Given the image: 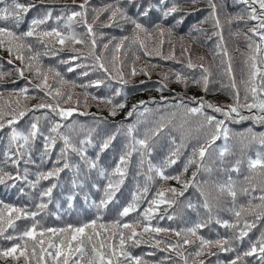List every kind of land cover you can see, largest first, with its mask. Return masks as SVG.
Returning <instances> with one entry per match:
<instances>
[{
	"label": "trees",
	"instance_id": "trees-1",
	"mask_svg": "<svg viewBox=\"0 0 264 264\" xmlns=\"http://www.w3.org/2000/svg\"><path fill=\"white\" fill-rule=\"evenodd\" d=\"M19 2L27 3L28 0H19ZM216 2L219 6L217 15L221 22L222 35L225 38L229 37L228 42L230 44L227 47H225L226 45L223 42L222 47H217L219 39L213 35L214 26H209L208 21L211 18L207 0H198L195 5L190 3V0H169V6L174 3L181 10L163 21L161 20V12L156 7L157 0H139L138 5H121L127 8L129 15L137 18L153 32L150 38L143 33L140 34V38L145 40L149 50L159 48L162 56H168L170 52L174 55L173 59H163L161 55H145L139 44H131L133 26L130 23H125L121 20L118 24H113L110 27L105 26L111 23L108 20V12H102L99 15V20L94 21L96 13L92 9L101 10L108 5H115L116 0H89L87 19L89 23L93 24V29L96 32L95 56L101 58V61L109 69L111 76H116L115 69L120 68L124 79L128 80L127 84H122L118 78L112 79L111 76L98 68L94 57L88 55L91 41L79 17L73 20L70 29L64 28L68 15L72 11H80L77 5L83 3V0H44L43 3H41V0H34L35 7L30 8L24 14L18 27H15L11 20L5 24V26L13 28L18 33L24 32L29 30L33 19L43 18L50 11L52 17L45 25L41 26L42 29L51 30L52 28H58L65 34L68 31H75L80 38L86 41L85 44L72 45L69 43L67 46H61L58 43H54V38H47L53 41V47L48 48L44 43H39L35 37L27 38L26 42L32 44L33 51L22 50V54L25 57L23 62L15 59V55H10L6 46H0V65L3 66L0 71L11 73L0 83V93H3V97L0 98V106L4 107L5 111L8 110L9 103L12 108L17 107L15 103L17 96L9 94L18 93L23 88L28 89L27 95L30 98L25 100L20 97L21 106L31 107L41 102H59L60 106L64 108L71 102L75 104L76 101L80 102L79 105L76 104L79 108L78 112L66 120H62L48 109L29 112L15 125L18 130L26 132L34 118L39 117V126L46 134L51 122L59 121L64 125L60 131L70 136L72 142L77 144V146H80L79 141L88 136L89 133H91L93 143L96 145L103 137L117 133L111 146L103 152H100L98 146H87L89 158L95 159L99 156L98 168H104L109 173L115 168L119 157L128 150L127 146L131 141V137L127 135L128 125H133L134 131L132 135L137 139L150 137V153L144 154L143 157L139 153L132 155L123 183L120 184L107 207L100 210L93 206L92 201L98 203L103 197V188L106 186L107 180L98 175V169L88 171L87 166L81 161L80 157L75 153L69 152L68 162L73 165L79 164L80 173L75 174L72 169H66L60 174L58 181H55L58 186L53 190L51 202L48 203V207L45 210L35 217V221L39 222L37 225L38 231L41 228L48 227L62 228L68 224L80 226L96 219L98 216L102 218L97 221L98 223L108 224L117 219H122V222H134L139 219L146 223L147 221H144L142 214L144 209L148 207V202L155 198L156 192L160 188L180 189L182 187L175 180L161 181L155 170L162 166L178 148L179 154L176 163L168 166L165 174L181 175L183 180L193 181V173H197L195 181L185 191L183 196L173 197L171 193L165 194L167 199L174 198L176 202L171 206L167 204L159 205L158 209L152 214V226L179 230L191 227L196 222L208 220L209 213L203 206L204 196L201 195L203 191L212 205V216L214 219L208 223L207 227L201 229L199 234L213 240L224 238L231 236L233 234L232 230L225 229L220 224L215 223L216 218L221 221L230 220L234 222L235 217L230 209H238L240 206L249 209L251 206L261 204L260 197L264 196V186L261 182L264 177V169L260 166L250 168L249 161L258 157L264 158V147L261 143H255L253 140H245L240 137V134L235 129L239 121L241 122L238 117L225 120L224 126L228 129L227 139L225 140L221 136L206 154L204 164L210 170L201 169L197 172V164H190L187 165V171H184L187 161L192 157L193 149L198 148L207 139V136L204 133V127H201L203 117L187 114L185 108L181 105V101L188 107H198V103H194L189 98L196 97L199 100L202 98L199 95L202 94L211 101H224L234 104L236 93V90L232 87L234 75H241L242 69L245 72L252 71L251 64L253 62L246 61V52L240 48L239 44L242 40L254 45L260 43V37L250 31L255 26L256 21L249 19L248 9L244 4L237 3L236 0H216ZM7 3L11 4V0H7ZM148 5L153 6L149 16L140 15ZM4 6L5 4H0V8ZM256 7L258 8V5ZM241 16H243V19H239ZM58 17L60 18L59 20H57ZM206 17H208L207 22L201 23ZM229 17L232 19L230 24L227 22ZM161 22L165 27L173 29L171 35L166 33L161 37L154 31V25ZM194 28H200L203 31L197 32L193 30ZM181 36L184 37L182 40L184 45L190 46L189 49L169 44V39H179ZM124 37H129L130 39L124 40V46L117 51L115 45L123 40ZM160 40L164 41L163 45L159 44ZM105 44H108L107 49L104 48ZM71 47H75L85 55L73 60L72 57L77 55V53L72 52L70 50ZM62 48L63 50H61ZM185 48L188 50L187 52L183 51ZM36 53L40 54L38 60L30 61L29 57ZM189 57H191L194 64H203L204 68L207 69V92L200 88L199 85L190 82L188 87H185L175 80L174 74L177 72L189 77L190 81L201 78L202 69L199 67L189 69L187 67ZM201 57L203 58L202 60L200 59ZM227 57L232 58L231 61L234 62V67L232 70L225 68L226 72L224 75L220 67H223V63H226L224 58ZM262 58H264V48L257 55V62ZM10 59L13 60L12 64L8 63ZM62 61H67V63ZM28 63L33 65V70H29L26 67ZM37 66L40 68L39 75L34 70ZM259 66L264 68V64ZM69 67H72L73 71H68ZM133 67L137 70L135 76L131 75ZM15 68L24 69V76L21 77L16 73L14 71ZM49 68L58 71L63 80L68 83H62L61 77H56L55 72H49ZM141 69H146L148 74L141 72ZM84 72L88 74L84 75ZM44 75L48 76V85L53 92V96L46 95L48 89L41 90L35 87L36 84L41 83ZM159 75L162 76L160 77ZM165 75L168 76L167 80L164 79ZM258 79L261 78L258 77ZM96 80L103 82L96 86L92 84ZM162 82L168 86L161 91ZM235 85L239 87L240 83L237 82ZM56 89H59L63 95L55 96ZM245 90L244 88L243 91L245 92ZM117 92L120 94L117 95ZM69 95H71L72 100L66 103L65 101ZM94 97H108L113 100V103H125L126 106L124 109H118L117 115L112 116L110 113L111 106L94 99ZM239 97L240 104H244L242 94L239 93ZM85 100L87 107H85ZM140 101H147L148 103L141 105L132 117H127V113L132 109L133 105H138ZM144 108H148L149 111L144 112ZM204 111L207 114H213L218 119H225L214 114L211 109L205 108ZM239 111L240 115L245 117L259 115L251 114V111L246 108H240ZM45 113L47 114V119L44 118ZM244 123H250L249 126L245 124L247 129L256 130L258 135L264 136V122L250 119L241 122V124ZM120 125H123V127L121 128ZM161 125H164V127L160 128ZM157 129H160L159 134L154 136L153 132ZM9 133L8 127L0 131V167H4L5 171H10L14 174L15 169L10 163H4L9 149ZM43 144L44 137H38L32 145L31 159L29 160L26 156L21 161L20 170L21 172L25 169L28 170L29 180L35 179L37 172L47 171L58 166L56 161L60 155V149L63 147V142L58 138L55 148L49 153L50 158L42 160ZM225 148L227 151L221 156V152ZM141 160H143V163H141ZM32 161H35V163ZM149 162L153 166L151 172L148 170ZM236 168H238V171L234 170ZM149 176L152 177L151 180L148 179ZM73 177L83 183L82 189L72 187L71 180ZM229 178L237 192L235 201L227 192L221 193L218 188L219 185L227 183ZM52 182L42 181L36 189H32L23 179L8 181L6 184L0 185V201H3L4 204L26 207L29 211H34L36 210L35 205L39 202L37 193ZM251 184L256 185L257 191L253 189ZM260 184L263 189L258 190ZM145 187L148 188V192L145 199L139 203L138 210L130 213L127 217L121 218L119 213L123 207L131 203L134 196L138 192H142ZM243 189H247V195L243 193ZM73 194H76V199L71 202L72 207L69 208L68 197ZM85 194L88 196L87 201L84 200ZM189 204L194 205V207H188ZM255 211L259 212L262 209L256 208ZM169 216L172 219H169ZM156 217H158V221L153 223ZM243 219H247L249 222L254 221L256 226L249 231L243 241L234 244L236 251L239 253L246 251L264 232V220H256L255 215L249 214L247 211L242 213V221ZM33 223L32 218L21 217L15 220L14 227L9 228V232L13 233V237H18L24 230L31 228ZM141 230L138 229L137 231ZM154 235L157 239L164 240L165 243L175 242L180 239L172 232ZM6 237H8L7 234L0 236V249H6L14 245L11 241L15 239L9 240ZM144 239L149 240L147 234H145ZM16 243L22 242L17 239ZM160 247L163 249L165 244H161ZM195 247V245L185 246L182 251L185 255H188L195 250ZM130 250L133 255L142 256L151 264H156V262L166 257L171 259L165 260V264H182L175 252L155 249L152 247L150 240L148 243H141L138 247ZM212 251L216 252L217 255L201 257V259L205 260V264H218V262L219 264H226L235 255V253L231 252H220L215 247ZM189 259L191 260L192 257H189ZM245 260L247 264H261L256 257H246ZM0 264H24V260L21 258L17 262L11 258H0Z\"/></svg>",
	"mask_w": 264,
	"mask_h": 264
},
{
	"label": "snow or ice",
	"instance_id": "snow-or-ice-1",
	"mask_svg": "<svg viewBox=\"0 0 264 264\" xmlns=\"http://www.w3.org/2000/svg\"><path fill=\"white\" fill-rule=\"evenodd\" d=\"M44 0H41L43 3ZM208 6L210 9L209 16L213 21V26L215 31L213 35L218 37L219 43L217 47H222L223 35H222V26L217 15L218 4L216 0H207ZM237 3L244 4L248 9L249 19L256 21L254 27L250 31L260 37V43L255 44L254 52L256 55L251 57L253 63L251 64V73L250 81L252 86L246 88V95L244 99L247 101V93H251L252 103L240 104L239 91L237 90L234 96V104L217 106L211 102H206L203 98L197 100L196 97H190L194 103H198V107H188L183 104L181 105L185 108L186 113L190 115H199L203 117V122L201 127H207L209 132L207 134V139L199 145L198 148L193 149L192 157L189 158L185 166L184 171H187V165L197 164V172L201 169L210 170L206 168L204 160L206 154H208L209 149L212 148V145L216 140L220 139L221 136L227 139L228 129L224 126L226 119H236L237 117L240 120L253 119L258 122H264V98H260L258 92H264V68L260 67V64H264V58L257 62V55L264 48V0H236ZM190 3L193 5L198 3V0H190ZM0 4H5L4 7L0 8V46H6L7 51L10 55H15V59L24 61L25 57L22 54V50L27 49L29 52L33 51V46L31 43H27V38L35 37L39 43H44L46 47L52 48L53 41L48 40L47 38H54V43H58L61 46H67L69 43L72 45L75 44H85L86 41L80 38L75 31H68L67 34L61 31L58 28H52L51 30L42 29L41 26L45 25L49 19L52 17V13L49 11L45 14L43 18L33 19L29 30L18 33L5 24L11 20L12 24L15 27H18L21 23L24 14H26L30 8L35 7L34 0H28L27 3H21L19 0H11V4L7 3V0H0ZM89 0H83V3L77 5L80 11H72L67 17V23L64 24L65 29H70L73 20L76 17H79L83 26L86 29L91 41V48L88 55H92L97 62V66L104 73H107L111 76L109 69L101 61L99 56H95L96 48V32L93 29V24L88 22L87 5ZM124 4L128 5H138L139 0H116L115 5H108L101 10L92 9L96 13L94 17L95 20H99V15L102 12H108V20L111 23L106 24L105 26H112L113 24H118L119 21H124L125 23H130L133 26V37L131 38V44H139V46L144 50L145 55H161L159 48H153L149 50L145 40L140 38V34H145L146 37H151L153 32L149 30L145 24L141 23L137 18L129 15L126 7L121 6ZM258 5V8L256 7ZM156 7L161 12V20L167 19L169 16L174 15L180 11V7L177 4H172L169 6V0H157ZM153 6L148 5L140 15L148 17L149 13L152 11ZM60 18L58 17L57 20ZM243 19V16L239 17ZM208 17L205 18L201 23L207 22ZM182 22V21H178ZM227 22L230 24L232 22L231 17L228 18ZM194 31L202 32L203 29L194 28ZM154 31L163 37L166 33L171 35L173 29L170 27H165L163 23H158L154 25ZM129 37H124L119 43L115 45L117 51H119L124 46V40H129ZM180 40H183L184 37H179ZM164 41L160 40L159 44L163 45ZM169 43H171L169 41ZM249 47H253L252 44H249ZM104 48H108V44L104 45ZM63 50V48L61 49ZM72 52L77 53L72 57L73 60L79 59L81 55H85L80 52L75 47H71ZM184 52L188 50L183 49ZM225 55L226 53V49ZM47 54V53H45ZM39 53H36L29 57L30 61H37ZM163 59H173L174 55L170 52L168 56H162ZM203 59L202 57L200 58ZM67 63V61H62ZM9 64L13 63V60H8ZM3 66L0 65V68ZM26 67L29 70H33V65L28 63ZM187 67L189 69H194L199 67L202 69V76L200 79H194L190 81L189 77L182 75L181 73H175V80L178 83L183 84L185 87H188L189 83L199 85L203 88L205 92L208 91V76L207 69L204 68L203 64H194L191 57L188 58ZM230 69V65H229ZM37 75L40 74V68L37 66L35 69ZM14 71L18 73L21 77L24 76V69L15 68ZM49 72H55L56 77H61V74L58 71H55L52 68L48 69ZM68 71H73L72 67H69ZM117 75L111 76L112 79H119L122 84H127L128 80L124 79L123 73L120 68L115 69ZM141 72L148 74L146 69H141ZM87 75V72L83 73ZM137 74L136 68H132L131 75L135 76ZM8 75H11L10 72L0 71V83L3 82L4 78ZM257 77H260V84L255 83ZM165 80L168 79V76L165 75ZM62 83H68L64 81L61 77ZM103 81L96 80L92 84L99 86ZM143 83V82H142ZM75 86V85H73ZM91 86V85H89ZM167 84L162 82L161 91L164 88H167ZM36 88L45 90L48 89L46 95L53 96V92L48 85V76L44 75L42 77L41 83L35 85ZM232 87L235 89L236 85L233 78ZM28 89H20L18 93H10L9 95H16L17 99L15 101L17 107L12 108L10 103L8 110L5 111L4 107L0 106V131L5 127H8L10 130L9 133V149L7 153V159L5 164H9L15 169L13 174L10 171H5L4 167H0V185L6 184L8 181H17L23 179L29 184L32 189H36L37 186L41 184L42 181H53L47 187L42 188L37 193L38 203L35 205L34 211H29L26 207H15L10 204H4L3 201H0V236H3L7 228L14 227L15 220L20 219L21 217L32 218L34 223L31 228L26 229L18 237L8 236L6 237L9 240L18 239L22 243H16L12 247L6 249H0V258H11L13 261H20L21 258L24 260V264H151V262L145 260L142 256L133 255L130 249L138 247L141 243H148L149 240L152 242V247L155 249H160L161 251H171L175 252L176 256L179 257L182 264H205V260L201 259L202 256H216L217 253L213 252L212 249L218 248L220 252L224 253H235L234 257L226 262V264H247L245 260L246 257H256L260 260L261 264H264V232L261 233L259 239L250 245V247L243 253L236 251L234 244H238L243 241L249 231L256 226L255 222H249L247 219L242 221V213L248 212L249 214H254L256 220H264V196L260 197L261 204L256 206H251L249 209H245L243 206H240L238 209H230L235 221L223 220L216 218L215 223L220 224L223 228L232 230V235L224 238L217 239H208L205 236L200 235L199 231L207 227L208 223L212 222L214 217L212 216L213 208L209 203L207 195L202 191L201 195L204 196V208L209 213V218L206 221H199L193 224L191 227L183 229H169L159 226H152L151 220L153 218V212L156 211L161 204H167L169 206L173 205L176 201L175 199H167L166 193H171L173 197L183 196L185 191L193 185L195 181V176L197 173H193V181L183 180L181 175H166L165 170L168 166L175 164L179 154V148L174 151L165 163L156 168V172L161 181L175 180L182 185L180 189L177 188H160L156 194L155 198L151 199L148 202V207L143 211V218L146 223L141 220H136L134 222H122V219H117L111 223H98L97 221L102 219L97 217L96 219L91 220L81 224L80 226H74L68 224L62 228H41L37 230L38 221H35V217L39 215L40 212L45 210L48 207V203L51 202L53 190L57 188V183L60 174L66 169H72L75 174L80 173V165L70 164L68 162V153L77 154L81 161L87 166V170H96L98 169V175L107 180L106 186L103 188V197L97 203L92 201L94 207L97 210L106 208L107 205L112 201L114 193L118 190L120 184L123 183L124 178L127 174V166L130 162V158L134 153H139L142 157L146 153H150L149 139L150 137L137 139L133 136V125L127 126V135L131 137L130 144L127 146L128 150L119 157V161L116 164L115 168L111 170V173L104 168H98V159L99 156L95 159H91L88 156V147L89 145L99 147L100 152L107 150L112 142L116 138L117 133H113L106 137H103L98 145L93 143L92 135L89 133L84 139L79 141V145L73 143L70 136L64 134L60 131L64 125L59 121H52L50 127L47 129V133L43 132L39 126V117L34 118V121L30 124L28 130L21 131L18 130L15 125L19 123L29 112L40 111L41 109H48L50 112L55 113L56 116L60 117L62 120H66L71 117L74 112H77L78 108H63L60 106L59 102L55 103H38L31 107L26 105L21 106L20 97H23L25 100L30 97L27 95ZM117 95L120 93L117 92ZM63 95L59 89L55 90V96ZM3 97V93H0V98ZM55 99V97H53ZM94 99L99 100L102 103L110 105V113L112 116L117 115L118 109H124L125 103H113V100L108 97H94ZM71 95L67 96L66 103L71 101ZM79 101H76V104L79 105ZM147 101H140L138 105H133L132 109L127 113V117H132L134 113L137 112L138 108L141 105H146ZM85 107H87V102L85 100ZM211 109L214 113H219L225 119H217L214 115H208L204 109ZM240 108H246L249 111L256 109L261 115H252V116H242L240 115ZM149 111L148 108H144V112ZM87 114V113H81ZM235 114V115H234ZM44 118L47 119V114H44ZM71 127V126H69ZM122 128L123 125H120ZM164 125H161L160 128H163ZM159 130L157 129L153 132V135H158ZM40 136L44 137L43 144V154L41 159L50 158V151L55 148L57 144V139L59 138L63 142V147L60 149V155L57 158V165L47 171H40L35 174V179L29 180L28 170L25 169L23 172L20 170V164L23 159L27 156L30 160L32 155V145L36 139ZM264 143V140L261 141ZM227 151L225 148L221 152L223 156L224 152ZM35 163V161H32ZM143 163V160H141ZM260 166L264 169V158H257L249 161L250 168H256ZM148 170L151 172L153 166L149 162ZM238 171V168L234 169ZM149 180L152 179L151 176L148 177ZM71 184L73 188H83V183L78 181L75 177L72 178ZM221 193L227 192L235 201L237 192L234 188V185L229 178V181L225 184L218 186ZM244 192H247V189H243ZM148 188H143L142 192H138L131 203L123 207L119 213L120 217H127L130 213L136 212L139 208V203L145 199ZM76 199V194L70 195L68 197L69 208L72 207V201ZM84 200H88L87 194L84 196ZM155 206V208H154ZM188 207H194V205L189 204ZM260 208L262 211L256 212L255 209ZM5 210L7 211V216H5ZM13 214H15L13 216ZM172 219L171 216L168 217ZM242 223V226H241ZM138 228H141V231H137ZM172 232L176 237L180 238L175 242L165 243L162 239H157L154 234L159 233H169ZM127 233V234H126ZM145 234L149 237V240H145ZM161 244H165V247L161 249ZM195 245V250L190 252L188 255H185L182 249L185 246ZM151 255V254H150ZM189 257H192L190 260ZM171 259L170 257L162 258L156 264H165V260ZM219 264V262H218Z\"/></svg>",
	"mask_w": 264,
	"mask_h": 264
},
{
	"label": "rangeland",
	"instance_id": "rangeland-1",
	"mask_svg": "<svg viewBox=\"0 0 264 264\" xmlns=\"http://www.w3.org/2000/svg\"><path fill=\"white\" fill-rule=\"evenodd\" d=\"M209 22V26H213V21L212 20H209L208 21ZM228 40H229V37H227V38H225L224 36H223V43H224V45H226L225 47H227L230 43L228 42ZM169 41L171 42V44H173L174 46H176V47H178V46H180L181 48L182 47H186L187 49H189V45H184V41H182V40H180V39H169ZM170 44V43H169ZM169 44H167V45H169ZM249 44H252V43H249V42H247V41H244V40H242L241 41V43L239 44V46H240V48L242 49V50H244L245 52H246V61L247 62H250V61H252L251 60V57L253 56V55H255V52H254V47H255V45L254 44H252L253 45V47H249ZM191 45V44H190ZM232 60V58L231 57H227V58H224V62H226V63H223V67H220V69H221V71L223 72V74L225 75V68L226 69H228V70H232L233 69V67H234V62L233 61H231ZM253 63V62H252ZM229 65H230V69H229ZM241 66V65H240ZM250 73H251V70L250 71H248V72H245V71H243V69H242V74L241 75H239V74H235L234 75V82L235 83H240V86L239 87H236L235 88V90L237 91H239V93L240 94H242V99H243V103L245 104V103H252L253 102V100H252V97H251V93H247V95H248V99H247V101L244 99V97H245V95H246V91L244 92L243 91V89L245 88H249V87H251L252 86V82L250 81ZM160 77L162 76V75H159ZM226 81H228V80H226ZM233 81V80H232ZM258 81V82H257ZM230 82H231V80H230ZM255 83L257 84V85H259L260 84V79H258V77H257V79H256V81H255ZM200 88H202L201 86H199ZM258 95H259V97L260 98H264V92H258ZM200 97H202L204 100H207V101H209V102H211V103H213V104H215V105H217V106H224V105H229V102L227 103V102H224V101H221V102H219V101H211V100H208L207 98H205L204 97V95H202V94H200L199 95ZM64 108H78L77 107V105L75 104V103H73V102H71L70 104H67ZM79 109V108H78ZM78 112V111H77ZM77 112H74V113H77ZM73 113V114H74ZM214 114H217V115H219L221 118H224L223 116H221V114H219V113H214ZM251 114H259V115H261V113H259L256 109H253L252 111H251ZM208 115H213V114H208ZM70 118V117H69ZM217 118V117H216ZM68 119V118H67ZM218 119V118H217ZM247 120H250V119H245V120H241V122H244V121H247ZM241 122L239 121V123L235 126V129H236V132L238 133V134H240V137L241 138H243V139H245V140H253L255 143H261V141L262 140H264V136L263 135H258V132L256 131V130H253V129H247L246 128V126H245V124H248V126H249V124L250 123H244V124H241ZM208 132H209V129L207 128V127H204V133H205V135L207 136V134H208ZM237 144H241V143H237ZM262 144V146L264 147V144L263 143H261ZM261 174V173H260ZM263 181H261L262 182V185L264 186V177H263V179H262ZM261 184L258 186V190H261V189H263ZM251 186L253 187V189L255 190V191H257V188H256V185L255 184H251ZM240 189V188H239ZM239 193H242L241 191H238ZM243 193H245V195H247V192H243ZM5 216H7V211H5ZM158 221V217H156V219L153 221V223H156ZM139 230L141 229V228H138ZM137 229V230H138ZM10 231V229L9 228H7L6 229V231H5V233H4V235L5 234H7V236H12L13 237V233H11V232H9ZM127 234V233H126ZM12 242V244H16V242H17V239H15V240H13V241H11ZM50 263V262H49Z\"/></svg>",
	"mask_w": 264,
	"mask_h": 264
}]
</instances>
